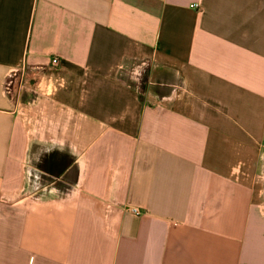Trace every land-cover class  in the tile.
<instances>
[{
	"label": "crops",
	"instance_id": "1",
	"mask_svg": "<svg viewBox=\"0 0 264 264\" xmlns=\"http://www.w3.org/2000/svg\"><path fill=\"white\" fill-rule=\"evenodd\" d=\"M0 264H264V0H0Z\"/></svg>",
	"mask_w": 264,
	"mask_h": 264
},
{
	"label": "built area",
	"instance_id": "2",
	"mask_svg": "<svg viewBox=\"0 0 264 264\" xmlns=\"http://www.w3.org/2000/svg\"><path fill=\"white\" fill-rule=\"evenodd\" d=\"M58 63H59V59L58 58H53L52 64L53 65H58ZM132 213L135 214L136 216H140L141 215L140 211L138 209H136V208L132 210Z\"/></svg>",
	"mask_w": 264,
	"mask_h": 264
},
{
	"label": "rangeland",
	"instance_id": "3",
	"mask_svg": "<svg viewBox=\"0 0 264 264\" xmlns=\"http://www.w3.org/2000/svg\"><path fill=\"white\" fill-rule=\"evenodd\" d=\"M16 82V81H15ZM10 89V88H9ZM9 92H10V90H9Z\"/></svg>",
	"mask_w": 264,
	"mask_h": 264
},
{
	"label": "clouds",
	"instance_id": "4",
	"mask_svg": "<svg viewBox=\"0 0 264 264\" xmlns=\"http://www.w3.org/2000/svg\"><path fill=\"white\" fill-rule=\"evenodd\" d=\"M138 71V70H137Z\"/></svg>",
	"mask_w": 264,
	"mask_h": 264
}]
</instances>
